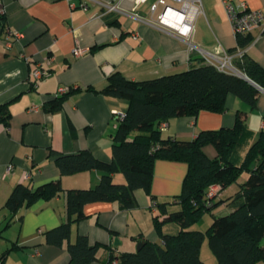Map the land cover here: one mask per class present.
I'll return each mask as SVG.
<instances>
[{
	"label": "crops",
	"instance_id": "obj_1",
	"mask_svg": "<svg viewBox=\"0 0 264 264\" xmlns=\"http://www.w3.org/2000/svg\"><path fill=\"white\" fill-rule=\"evenodd\" d=\"M86 1L0 0L5 20L0 34V105H6L10 114L8 126L0 122V264H69L66 245L46 243L45 234L68 221L65 192L94 188L101 173L93 170L62 176L56 157L89 151L97 160L110 162L113 135L119 124L115 113L125 114L128 106L125 100L94 91L102 90L114 73L141 82L202 64L201 57L189 52L182 38L147 24L149 7L157 0L139 5L122 1L121 12L110 13ZM229 1L264 12V0ZM83 2L87 9L80 7ZM201 9L193 21L192 42L206 50L219 46L227 52L238 49L222 0H201ZM250 36L252 42L245 55L264 70V31L256 29ZM77 49L84 53L74 56ZM37 69L49 75L35 81L32 73ZM64 88L72 92L57 111H47L45 106L57 100ZM225 107L223 113L202 111L196 118L171 119L161 131L162 137L191 141L201 131L230 129L239 112L249 133L240 151L244 156L264 133V89L254 110L233 95L227 96ZM204 151L209 158L216 154L212 147ZM9 164L13 167L7 174ZM186 173L184 163L156 161L150 195L137 190L136 206L130 210L117 202L85 205V218L71 224L70 242L85 236L90 245L100 246L98 260L91 264H105L110 252H136L141 241L161 244L153 225L159 211L157 207L155 212L150 210L152 197L157 204L175 203ZM247 177L242 174L237 184L219 193L220 213L213 209L211 216L233 211L232 198ZM57 181L64 190L57 197L38 200L15 213L4 208L16 186L27 185L34 190ZM114 181L123 182V178L116 175ZM167 209L175 211L178 206ZM162 232L175 235L179 227L168 224ZM202 252L203 248L201 259Z\"/></svg>",
	"mask_w": 264,
	"mask_h": 264
},
{
	"label": "trees",
	"instance_id": "obj_2",
	"mask_svg": "<svg viewBox=\"0 0 264 264\" xmlns=\"http://www.w3.org/2000/svg\"><path fill=\"white\" fill-rule=\"evenodd\" d=\"M0 14V34L4 29ZM238 49L244 50L252 37L237 36ZM234 67L253 84L264 89V70L245 53L234 59ZM94 91L93 89H90ZM72 90L48 103L47 111H57ZM107 97L127 101L124 118L113 135L111 161L97 160L89 151L73 155H58L55 163L62 176L83 172L101 173L99 183L87 190H67L68 221L45 234L46 243L66 245L69 264H91L98 260L100 246L90 245L87 237L78 236L70 242L71 224L85 218L83 208L90 203H114L121 208H135L134 193L143 190L150 195L154 164L158 160L184 163L187 173L180 195L175 203L157 204L159 211L153 218L161 244L145 241L139 251L109 253L105 264H205L200 257L202 243L208 247L217 264H264V133L253 142L241 161L242 150L249 133L242 113H236L230 129L201 131L191 141L163 138L162 124L180 117L196 118L202 111L223 113L228 95H233L254 110L260 90L236 75L218 71L201 64L190 70L155 79L132 82L114 73L106 86L94 91ZM10 114L6 105H0V122L9 125ZM212 147L215 156L209 158L205 148ZM242 174L247 179L239 184L233 196V211L226 215L211 216L205 232L195 229L206 214H210L222 201L209 202L207 191L213 186L221 192L237 184ZM120 175L123 182H115ZM64 192L60 183L51 182L37 189L27 185L16 186L4 208L10 213L28 207L38 200L49 201ZM178 206L169 211L168 206ZM175 224L179 232L166 235L162 228Z\"/></svg>",
	"mask_w": 264,
	"mask_h": 264
},
{
	"label": "built area",
	"instance_id": "obj_3",
	"mask_svg": "<svg viewBox=\"0 0 264 264\" xmlns=\"http://www.w3.org/2000/svg\"><path fill=\"white\" fill-rule=\"evenodd\" d=\"M86 1V0H85ZM126 0H111L108 3H100L91 0V3H95L101 6L102 10L106 13L121 12L119 4ZM133 2L135 5L143 4L147 0H127ZM87 2V1H86ZM83 2L80 7L87 9V3ZM226 16L231 25L232 32L235 37H245L250 35L254 30L259 29L264 31V12L261 10H250L246 4L234 5L229 0H222ZM135 8V7H134ZM202 12L201 0H157L149 7V19L146 20L147 24L173 33L184 40L189 52L197 53L202 60V63L209 65L217 69L218 71L229 73L233 75L240 74L234 67V59L242 56L245 53L243 50L236 49L233 52H227L223 48L216 47L212 50H206L192 42L193 33V21L194 18ZM0 10V14H1ZM134 17L137 15H133ZM143 20V19H141ZM16 37H20L16 35ZM84 53V50H74L73 55L78 57ZM49 75L47 71L35 70L32 73L35 81H39L46 78ZM70 91L69 88H64L59 91L56 98L62 97ZM116 120L122 121L125 114L115 113ZM166 127V124L160 126L162 131ZM12 165L9 164L6 168V173L10 174L12 171ZM220 188L213 186L207 191V200L209 202L219 199ZM150 210L156 211V203L151 202ZM115 264V263H114Z\"/></svg>",
	"mask_w": 264,
	"mask_h": 264
},
{
	"label": "rangeland",
	"instance_id": "obj_4",
	"mask_svg": "<svg viewBox=\"0 0 264 264\" xmlns=\"http://www.w3.org/2000/svg\"><path fill=\"white\" fill-rule=\"evenodd\" d=\"M239 157L238 160L241 161V159L243 158L242 154H240V151L238 152ZM219 206H215L214 207V212L215 213H220V209H218ZM210 219H211V215L210 214H206L204 215V217L202 218L201 222L196 226V229L201 230L203 232H205L207 230V228L210 225ZM203 248V252H202V260L206 263V264H217V261L215 259V257L212 255L208 244H207V239L204 240V242L202 243L201 249Z\"/></svg>",
	"mask_w": 264,
	"mask_h": 264
},
{
	"label": "water",
	"instance_id": "obj_5",
	"mask_svg": "<svg viewBox=\"0 0 264 264\" xmlns=\"http://www.w3.org/2000/svg\"><path fill=\"white\" fill-rule=\"evenodd\" d=\"M1 28V25H0ZM236 76H238L239 78L251 83L253 86H255L257 89H259L260 91H262L259 87H257L255 84H253L246 76H244L243 74H237ZM115 245H118V240H115ZM144 242H139L136 246V251H139L141 249V247L143 246Z\"/></svg>",
	"mask_w": 264,
	"mask_h": 264
}]
</instances>
